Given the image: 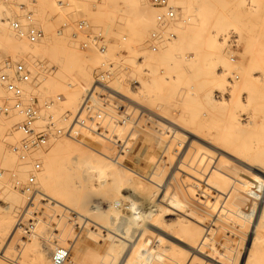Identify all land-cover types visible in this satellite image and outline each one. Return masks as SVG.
I'll return each instance as SVG.
<instances>
[{"label": "rangeland", "instance_id": "rangeland-1", "mask_svg": "<svg viewBox=\"0 0 264 264\" xmlns=\"http://www.w3.org/2000/svg\"><path fill=\"white\" fill-rule=\"evenodd\" d=\"M8 1L0 0V7L3 8L6 5L3 9L18 10L16 12L12 10L13 17L20 15L18 6L26 2L24 5L34 13L35 24L43 29L48 38L50 36L48 33L51 34L52 41L47 38V45H51L47 48L45 45L42 54L33 55L34 57L28 59V66L32 70L33 78L38 81V87L32 92L28 91L27 95L37 99V106L42 117L38 127L52 123L55 130H68V135H56L57 137L52 138L45 148L31 154L32 158L28 155L27 166L12 153L13 149H10V146L6 147L9 142L3 140L1 136L0 142L3 141L1 144L4 150L0 149L2 153L0 156L3 159L0 163L2 173L0 174L3 175L0 177V182L4 180L13 182L18 173L16 169L20 171L22 169L27 173H22V176L19 174L17 181L14 180L15 191L19 192L22 198L26 197L22 199L23 207L17 215L8 213L7 200L0 191V199L3 197L2 201L0 200V254L12 263L27 260L22 257L25 254L29 256L27 264H49L51 255L59 248L70 252L66 264H155V262L156 264H191L190 262L232 264V155H240L239 152H242L239 150L237 153L238 147H232V138L237 139V144L241 141L249 145L250 142L247 131L242 130L241 135L239 134L240 130L233 125L232 116L242 113L240 116L245 119L251 108L248 106L251 102L246 96L255 89L253 94L258 95V90H261L260 93L263 91L264 77L260 74L264 73L263 0H208V2L207 0H185L188 5L182 4V2L185 3L184 0H177V2L170 0V4L177 11V20L174 21L179 19L181 21V16L189 21L183 18L184 21L175 22L178 25L174 27V22L170 21V25L167 24V19L156 18V22H150L151 25H155L153 27L156 30L148 23L147 33L143 30L144 23L141 24L127 13H125L127 16L123 15L124 12L110 6L108 0H63L65 4L61 8L58 5L59 0ZM145 1L142 0L144 6L148 5L145 8L149 11L164 12L153 8L148 0ZM254 1L257 6L260 5V8L252 7ZM209 2L210 7L206 4ZM7 3L15 4L10 7ZM38 3H42L40 7ZM17 4L20 5L17 6ZM211 8L212 10H209ZM189 10L192 12H188ZM116 11L120 13L116 14ZM189 13H192L193 17ZM204 14L205 18H203ZM80 20L85 21L87 26L80 33L79 38L74 40L71 35L76 31V22ZM160 23H165V27ZM64 24L68 25V28L65 29L63 36H59L56 32ZM187 27H189L188 31ZM107 32L109 37L106 36ZM158 32H163L165 37L174 34L176 38L159 45L154 44L151 41V34ZM182 32L184 38H182ZM54 36V39L58 36L68 38L75 44V53L84 63L86 74L88 73L87 79L78 76V68H76L78 72L76 73L73 69L72 71H75L73 73L71 69L60 65L58 58H55L56 53L52 52H56L52 47ZM124 37L127 39L125 42ZM101 41L105 42H102L104 46ZM83 43H88L89 49H82ZM20 45L26 51L31 48L25 46V42ZM187 46L189 49H185ZM7 55L0 47V63L10 58ZM110 64L116 66L113 76L104 83H97V74L100 69L107 68ZM253 69L259 72L254 70L255 72L251 73L253 78H250L252 81L259 79L258 82L255 80L257 83L254 81L252 83L251 80L248 82L243 76L244 73L252 72ZM69 73H71L70 76ZM60 75L64 77L60 79ZM70 79L84 83L87 80L88 84H83V88L75 91L76 87H67L69 83H73ZM234 83L240 92L236 91L237 86L234 90ZM1 90L5 92L2 87ZM71 90L77 93L79 90L82 91L79 92L80 97L75 98L76 101ZM250 90L252 91L248 93ZM75 92L74 94L79 96ZM211 92L212 98H209L208 94ZM232 93L235 98L231 100ZM68 94L73 95L74 103L72 99H66ZM9 98L10 96L6 93L4 96L0 94V103L9 102ZM261 101L259 100L258 103ZM51 102L53 106L48 108L46 105ZM66 102H72L69 104L72 107L67 106ZM234 111L236 115L232 113ZM1 120H4V123L7 120L9 124H14L16 122L12 121L17 120L16 125L19 126L24 118L21 114L13 112L10 115L0 114V122H3ZM75 130L78 134L73 136ZM234 133L242 138L235 137L232 135ZM245 134L248 136L247 139H245L246 136L243 137ZM58 139L64 142L65 147H70L74 156L80 154L78 155L80 158L76 156V164L80 162L78 167L74 165L75 157L68 156V149V152L64 153L67 155L65 158L72 156L69 161L73 159V163L69 161L68 163L73 164L74 170H80L78 174L72 170L71 173L75 172V175L79 177L75 176V179L73 177L71 184L70 178L65 179L70 185L68 187L73 188L80 182L83 185L86 183L83 189L89 186L87 190L85 189L86 191H81L82 189L75 191V187L74 191L67 188L71 191V196H76L70 198L67 195L66 197L69 198L67 201H73L72 204H76L75 201H77L79 208L83 209L82 212L75 210L74 204L72 215L68 210L61 211L57 207L59 199L56 196L57 193L55 194L56 191L51 195V192L46 193V190H43L44 187L38 185V171L33 173L35 183H29L34 169L33 164L39 162L37 154L42 152V154H48L54 141ZM65 139L69 142V146L65 144ZM19 140L23 139L20 138L17 141ZM28 141L29 138L26 137L25 143ZM237 144L235 142V146ZM248 145L244 146L248 148ZM241 148L240 146L239 149ZM5 153L8 155L6 157L12 156L11 163L7 161V158L4 159ZM242 153L245 154L244 149ZM66 159L65 164H68ZM3 162H7L9 168L7 163ZM191 162H195L193 166L190 165ZM2 163L7 167H1ZM29 165L31 169L28 170ZM71 173L65 176H71ZM23 182L28 183V188L32 190V193H28L29 198L24 190L26 183L24 186ZM19 186L22 190L18 188ZM40 186L41 190H39ZM33 190L39 191L33 193ZM173 194L180 202H177V197ZM161 195H166V200L176 203H173L178 207L177 211V207L174 208L173 205L176 209L175 216L161 217L157 212L154 213L155 217L158 216L155 218L157 220L149 224L138 220L132 213L131 215L127 213L129 209L132 210V207H138L142 199L161 203L165 199ZM180 212L185 215L182 216ZM193 214L197 216V219L193 218ZM181 216L185 217V221L181 220L185 226L178 222ZM199 217L200 221H198ZM124 220H127L124 222L126 226L122 225ZM186 220L190 224L186 223ZM63 225L66 226L67 231L64 230ZM182 225L185 228L193 225V229L196 225V230L202 228L199 231L202 237L197 234L200 237L197 238L192 228H186L189 232L185 228L181 229L182 227L179 229ZM188 235L192 236V240H189ZM153 237H161L165 244L176 248L175 252L180 254L186 252L187 257L182 254L180 257L184 258L181 260L176 257V255L179 256L176 253L173 258L170 256L164 258L166 263L163 261L162 263L158 262L152 253L151 260L154 262L150 260L151 263H147L140 259L138 250L144 246H151L149 244ZM177 240L182 241L183 245ZM212 246L217 248V251ZM178 248H182L183 251ZM130 249L135 251V254ZM27 250H30L28 254L25 253ZM200 250H202V256H198ZM205 250L209 253L213 251L210 255L205 253ZM31 251H34L32 253L38 251L39 254L36 252L33 257ZM125 255H131L132 258L129 256L127 259ZM134 257H138L139 260Z\"/></svg>", "mask_w": 264, "mask_h": 264}, {"label": "bare ground", "instance_id": "bare-ground-1", "mask_svg": "<svg viewBox=\"0 0 264 264\" xmlns=\"http://www.w3.org/2000/svg\"><path fill=\"white\" fill-rule=\"evenodd\" d=\"M8 1V0H7ZM15 1V0H14ZM18 1V0H17ZM24 1H26V0H24ZM35 1V0H34ZM41 1V0H40ZM109 1V5L110 6H112V7H114L115 9H117V10H120V12L122 11V13L124 12V14L123 15H126L125 13H127V14H129V15H131L132 17H134L135 19H136V21H138V22H140L141 24L142 23H144V27H143V30L144 31H146V30H149L148 28L146 29V25H148V23H149V26L151 25L150 24V22L151 23H154V22H156V18H160V19H162V18H164V19H166V15L165 14H163V13H161V12H157L156 10H155V12H152V11H154V10H148L147 8H145L146 6H148V5H146V6H144V4H143V2H142V0H108ZM170 1V0H169ZM173 1H175V2H177V0H171V2H173ZM185 1V0H184ZM202 1V0H201ZM204 1H206V0H204ZM213 1V0H212ZM9 2V1H8ZM32 2V1H31ZM36 2H39V0H36ZM43 2V1H42ZM45 2H47L46 0H45ZM144 2H146L145 0H144ZM206 2H208V0L206 1ZM263 2H264V0H263ZM17 3V2H16ZM24 3H26V2H24ZM24 3L23 4H21V5H24ZM50 3V2H49ZM48 3V4H49ZM72 5H73V3L72 2H70ZM148 3V2H147ZM213 3V2H212ZM5 4V3H4ZM7 4H9V3H7ZM15 4V3H14ZM14 4H11V5H14ZM38 4H40V3H38ZM42 4V3H41ZM41 4L38 6V7H40L41 6ZM46 4V3H45ZM65 4V3H64ZM182 4H186V1H185V3H183L182 2ZM206 4H208V6L210 7V2L209 3H206ZM258 4H260V3H258ZM263 5H264V3H262ZM10 5V4H9ZM9 5H7V6H9ZM11 5H10V7H11ZM18 5H20V4H17V6ZM47 5V4H46ZM74 5H76V4H74ZM150 5V4H149ZM186 5H188V3L186 4ZM200 5V4H199ZM212 5V4H211ZM32 6V5H31ZM51 6H53V4L51 5ZM119 6H121V7H119ZM260 5H258L257 6V4H256V2L254 1L253 3H252V7H254V8H258ZM262 6V5H261ZM4 7H6V5L5 6H3V8ZM19 7V6H18ZM17 7V8H18ZM34 7V6H33ZM36 7V6H35ZM46 7V6H45ZM44 7V8H45ZM74 7V6H73ZM213 7V6H212ZM2 8V6L0 7V47L2 48V50L5 52V53H7L8 55H7V57H10L9 59H4V61H2L1 63H0V73L1 72H3V71H5L4 70V68H5V66H6V64L8 63V62H20V61H24L26 64H28V59H30L29 57H34L33 55H38V54H42V49H44L43 47H45V45H47V35H46V37H45V39L46 40H44L41 44H39V45H37V46H34V47H31L30 45H28L27 43H26V41H24V40H22V39H20L11 29H10V27H9V24H8V20L9 19H12V18H14L13 16H12V10H14V9H3ZM16 8V9H17ZM61 8V7H60ZM76 8V7H75ZM150 8V7H149ZM193 8V7H192ZM215 8V7H214ZM260 8V7H259ZM58 9V8H57ZM78 9V8H77ZM111 9H113V8H111ZM36 10V9H35ZM209 10H212V8L211 9H209ZM214 10V9H213ZM16 11H18V10H14L13 12H16ZM160 11H162V10H160ZM192 12V10H189L188 12ZM197 11V10H196ZM215 11V10H214ZM53 12V11H52ZM117 12H118V14L120 13L119 11H116V14H117ZM200 11H198V13H199ZM213 12V11H212ZM264 12V11H263ZM35 13H36V11H35ZM96 13V12H95ZM121 13V14H122ZM228 13V12H227ZM16 14V13H15ZM46 14V13H45ZM190 14V13H189ZM188 14V15H189ZM192 14V13H191ZM190 14V15H191ZM197 16H198V14H197V12L195 13ZM200 14V13H199ZM202 14H203V12H202ZM201 14V15H202ZM54 15V14H53ZM184 15H186V14H184ZM188 15H186V16H188ZM189 15V16H190ZM37 16H38V13H37ZM49 16H50V13H49ZM127 16V15H126ZM192 16V15H191ZM217 16V15H216ZM229 16H231V15H229ZM36 17V16H35ZM52 17V16H51ZM130 17V16H129ZM193 17V16H192ZM199 17H200V15H199ZM224 17V16H223ZM223 17H222V19H223ZM49 18V17H48ZM181 18H182V20L180 21V19H179V21H171V22H174L173 24H174V27H176V25H178V23H175V22H182V21H186V20H188L186 17H183V16H181ZM183 18H185L184 20H183ZM198 18V17H197ZM203 18H205V14H204V16H203ZM202 17H201V19H203ZM209 18V17H208ZM233 18H235V19H238V18H236V17H233ZM130 19H131V21H132V18L130 17ZM193 19H195V18H193ZM49 20V19H48ZM174 20H177V19H174ZM206 20V19H205ZM159 21V20H158ZM189 21V20H188ZM191 22H193V20H190ZM133 22V21H132ZM166 22V21H165ZM170 21H167V24L169 23ZM170 22V23H171ZM140 23L138 24V25H140ZM169 23V24H170ZM194 23V22H193ZM193 23H191V24H193ZM158 24V23H157ZM160 24H162V23H160ZM187 24V23H186ZM171 25V24H170ZM187 25H189V24H187ZM153 26H155V25H151V27L153 28V29H155ZM161 26V25H160ZM190 26H193V25H190ZM189 26V27H190ZM171 27H173V26H171ZM189 27H187V31H188V28ZM52 29L54 28V27H51ZM145 28V29H144ZM152 28H150V29H152ZM157 28V27H156ZM168 28V27H167ZM48 30L50 31V29L48 28ZM156 30V29H155ZM180 30H182V29H180ZM186 30V29H185ZM184 30V31H185ZM55 31V30H54ZM187 31H185V32H187ZM148 31H146V33H147ZM57 33V32H56ZM100 33H103V32H101L100 31ZM106 33V32H105ZM104 34V33H103ZM175 34H178V33H175ZM187 34V33H186ZM50 35V36H49ZM106 35V34H105ZM181 35V34H180ZM188 35V34H187ZM48 36H49V38L51 37V34H49L48 33ZM103 36V35H102ZM106 36H108V32H107V35ZM103 37H105V36H103ZM109 37V36H108ZM107 37V38H108ZM181 37V36H180ZM186 37V36H185ZM48 38V39H49ZM55 38V36L53 37V44H52V47H53V49L54 50H56V52L55 51H52V52H54V53H56V57L55 58H58V62L60 63V65L63 67L64 66V68H68V69H71V71L73 70V69H75V71H76V73L79 71V74H78V76H81L83 79L84 78H88V73L86 74V71H85V66H84V63L78 58L79 56H78V54H76L75 53V49H74V43L71 41V40H69L68 38H59V36H58V38L56 37V39H54ZM124 38H126V37H124ZM123 38V39H124ZM182 38H184V34H183V32H182ZM52 38H50V40H51ZM225 39V38H224ZM227 39V38H226ZM127 40V39H126ZM178 40V39H177ZM188 40V39H187ZM49 41V40H48ZM52 41V40H51ZM71 41V42H70ZM182 41V40H181ZM224 41V40H223ZM24 42L26 43V45L25 46H30L31 48L30 49H28L27 51L24 49V48H22L21 47V45L20 44H24ZM107 42V41H106ZM188 42V41H187ZM225 42V41H224ZM49 43V42H48ZM102 43V42H101ZM103 43H105V42H103ZM102 43V44H103ZM181 43H183V41L181 42ZM188 43H190V42H188ZM223 43V42H222ZM48 45H51V44H48ZM48 45L46 46V48L48 47ZM189 45V44H188ZM103 46H104V44H103ZM49 48H51V47H49ZM221 48H223V47H221ZM185 49H189L188 48V46L185 48ZM222 50V49H221ZM220 50V51H221ZM246 50V49H245ZM49 51V50H48ZM247 51V50H246ZM81 53V52H80ZM24 57V58H23ZM26 57V58H25ZM37 60V59H36ZM35 61V60H34ZM36 62V61H35ZM38 63V62H37ZM61 67V68H62ZM40 68V67H39ZM59 68V67H58ZM63 68V69H64ZM76 68H78L79 70L77 71L76 70ZM60 69V68H59ZM255 69H253L252 70V72H247V73H244L243 74V76H244V79L245 80H247L248 82H250V80H251V82L252 83H254V82H256L255 80H257V78L256 79H253V81H252V79L250 78V77H252L253 78V76H252V74L251 73H253V72H255V71H257V70H255ZM258 70H260V69H258ZM66 71H68V70H66ZM75 71H72L73 73L75 72ZM42 72V71H41ZM257 72H259V71H257ZM260 72H263L262 70H260ZM36 73H38V72H36ZM63 74H65V75H67L66 74V72L64 73L63 72ZM70 74L71 73H69V76H70ZM260 74H262L263 75V77H264V73H260ZM259 75V74H258ZM261 75V76H262ZM260 76V75H259ZM260 76V77H261ZM60 77V79H62V77H64L63 75H60L59 76ZM41 78V77H40ZM71 78H73V77H71ZM85 79V80H86ZM44 80V79H43ZM259 80V79H258ZM258 80H257V82H258ZM51 81V80H50ZM70 81L72 82L73 81V83H69L68 84V86L67 87H69V88H75V91H77V89H81V87L83 88V84H85V83H87L88 84V81L86 82L85 81V83L83 82V81H80V80H78V81H75V80H72V79H70ZM241 81V80H240ZM260 81V80H259ZM233 82H234V79H233ZM256 82V83H257ZM50 83H53V82H50ZM241 83V82H240ZM239 84V83H238ZM240 85V84H239ZM65 86V85H64ZM87 86V85H86ZM233 86V85H232ZM236 83H234V90H236L235 88H236ZM68 88V89H69ZM3 89V88H2ZM29 89V90H28ZM4 90V89H3ZM233 90V91H234ZM256 90V89H255ZM254 90V91H255ZM258 90V89H257ZM27 93H28V91L29 92H32V91H34V89H32L31 87H29V86H27L26 87V90H25ZM71 91H73L72 93H73V95H75V97H74V101H76L75 100V98H77V97H80V93L79 92H82L81 90H79V92L77 93V92H75L74 90H71ZM70 91V92H71ZM218 91V90H217ZM221 91V90H220ZM236 91H239L240 92V90H239V88H238V86H237V90ZM252 90H250V91H248V93H250ZM253 91V92H254ZM259 91V92H258ZM257 92H258V95L259 94H261L260 96H261V98H260V96H258L256 93H254L253 94V92H251L248 96H246L248 99H249V101L252 103H249L248 104V106H250L249 108H250V111H249V113L247 114V116H246V118L244 119H242L241 118V116H240V114H242V113H238L239 115H236L237 113H235V111H236V109H235V111L234 112H232V113H235L234 115H236V116H232V122H233V125L236 127V129L237 130H240V133H239V131H238V133L241 135V133H242V130H244V131H247V134H249L250 135V137L248 138V136H247V134H245V135H243V137H245V139H249L250 140V142H249V145L248 144H245V143H242L239 139V141L240 142H238V143H240V144H237V139L236 138H232V147H238V151H237V153L239 152V150L240 151H242L243 152V149H244V151H245V154L244 153H240L239 152V154L240 155H232V264H264V87H263V91H262V93H260L261 92V90H258ZM53 93H54V91H52ZM59 92V91H58ZM66 92V91H65ZM74 92L75 93H77V94H79V96L77 95L76 96V94H74ZM231 92H232V89H231ZM246 92V91H245ZM5 93L6 92H4V91H2L1 90V87H0V94H2L3 96L5 95ZM69 93V92H68ZM71 93V94H72ZM219 93V92H218ZM225 93V92H224ZM235 93V92H234ZM7 94V93H6ZM55 94H57V93H55ZM64 94V93H63ZM242 94V93H241ZM246 94H247V92H246ZM8 95V94H7ZM72 95V96H73ZM209 96V98L211 97L212 98V92H211V94H208ZM72 96H69V94H68V97L66 98V99H72ZM82 96V95H81ZM85 97H86V95H84ZM88 96V98H89V95H87ZM205 96H207V95H205ZM66 97V96H65ZM84 97V98H85ZM228 97V96H227ZM87 98V97H86ZM226 98V97H225ZM233 98H235V95L232 93V98H230L231 100L233 99ZM260 98V99H259ZM59 99H61V98H59ZM64 99V97L62 96V100ZM78 99V98H77ZM238 99H240L239 97H238ZM238 99H237V101H238ZM244 99H245V97H244ZM247 99V100H248ZM209 100V99H208ZM229 100V99H228ZM259 100H262L260 103H258L259 102ZM61 101V100H60ZM71 101H73V99L71 100ZM74 101H73V103H74ZM213 101H214V99H213ZM225 101V100H224ZM62 102V101H61ZM210 102H212V100L210 101ZM226 102V101H225ZM230 102V101H229ZM239 102H240V100H239ZM238 102V103H239ZM70 103H72V102H69V103H67L66 102V104H67V106L70 104ZM219 103V102H218ZM221 103V102H220ZM224 103V102H223ZM237 103V102H236ZM65 104V105H66ZM211 104V103H210ZM216 104V103H215ZM242 104V103H241ZM251 104V105H250ZM70 107H72V105H69ZM85 106H88V105H85ZM89 107V106H88ZM86 108L87 110H89V108ZM243 107V106H242ZM91 108V107H90ZM247 110H249L247 107H245ZM244 108V109H245ZM240 109H241V107H240ZM243 109V110H244ZM91 111H92V109H90ZM238 110V109H237ZM75 111V110H74ZM74 111H72L73 113H74ZM243 112H245V111H243ZM77 114V113H76ZM83 115H84V113H82ZM75 115V114H74ZM86 115V114H85ZM84 115V116H85ZM15 116V115H14ZM17 116V115H16ZM17 117H19V116H17ZM12 119V118H11ZM15 119H16V117H15ZM14 119V120H15ZM42 119V118H41ZM78 119V118H77ZM80 120V119H79ZM1 121H3V122H0V139L2 140V138H3V140H8V142L7 141H5L6 143H8L7 144V146L6 147H8V146H10L11 148L10 149H13L14 147H17L20 143L21 144H23V143H25V138H26V136L19 130V128H18V126L16 125V123L18 122L17 120L16 121H12L13 123L14 122H16V123H14V124H9L8 122H7V120H5L6 122L4 123V120H1ZM65 123H67L66 121H64ZM76 123H77V121H76ZM71 124V123H70ZM75 124V123H74ZM82 124H84V123H82ZM76 125V124H75ZM77 126V125H76ZM74 127V126H73ZM166 128V127H165ZM72 130H74V128L72 129ZM76 131V130H75ZM72 133V132H71ZM74 133V134H73ZM72 134H73V136L75 135V134H78L77 133V131L76 132H73ZM237 133V132H236ZM71 134V135H72ZM238 134V135H239ZM232 135H235V133L234 134H232ZM238 135H235V137H238ZM1 136H2V138H1ZM57 137V136H56ZM23 139V140H19V141H17L18 139ZM238 138H242V136L241 137H238ZM17 139V140H16ZM236 140L235 142H236V144L238 145H236L235 146V142L233 141V140ZM62 140V139H61ZM67 139H65V144H68V146H69V142H67L66 141ZM243 140V139H242ZM63 141H64V139H63ZM244 141V140H243ZM3 142V141H2ZM2 142H0V149L2 148ZM23 142V143H22ZM51 142V141H50ZM53 142V141H52ZM245 142V141H244ZM64 142H61L59 139L58 140H56V142L54 141V144L51 146L52 147V149H50V151H49V153L48 154H42V153H36L37 154V157H38V160H39V162H38V164H39V166H40V169L38 170V178H39V183H38V185H41V186H43L42 188H43V190H46V193H50L51 195H52V193L53 192H55V194H56V196H57V198L59 199V201H57V207L61 210V211H66V210H68L69 212H71V215H72V210H73V208H74V204H72L73 203V201L71 202V201H67V199L69 200V198H67L66 196L67 195H69L68 197H70V198H74V197H76V196H71V191H69L68 189H71L72 191H74V189H75V191H76V189L77 190H79L80 191V189H82L81 191H83V190H87V188L89 187L88 185V187L86 188V187H84L85 189H83V186H86L85 184L86 183H84V185L82 184V182H80L79 183V185L77 184L76 186H73V188H69L68 186H70V185H68L67 183H68V180L66 181L65 179L66 178H70V184H71V179H73V177H74V179H75V176H76V178H78L79 176H77V175H75L76 173L78 174L79 172L78 171H80L79 169L77 170V169H75L74 170V168H73V164L72 165H70L69 163H68V161H69V159L73 156V158H74V160L72 159L71 161H69L70 163H73L72 161H74V165L76 164V159H77V157H79L80 156V154H75L76 156H74L73 155V152L71 153V149H70V147H65V145L63 144ZM242 144H244L245 146L246 145H248V148L247 147H245L244 145L242 146ZM5 145V144H4ZM19 146H21V145H19ZM240 146L243 148H241V149H239L240 148ZM72 148H73V146H71ZM9 148V147H8ZM66 148V149H65ZM248 150H247V149ZM3 149V148H2ZM1 149V150H2ZM67 149H68V151H69V153H68V156L69 155H72V156H70V158L69 157H66L65 158V156H67L66 154H64L65 153V151L66 152H68L67 151ZM4 150V149H3ZM9 149H7V151H8ZM71 150V151H70ZM247 150V151H246ZM40 151V150H39ZM39 151H37V152H39ZM73 151L75 152V153H77L74 149H73ZM10 151H8V153H9ZM4 153V152H3ZM7 153V152H6ZM5 153V154H6ZM0 154L2 155V153L0 152ZM4 154V155H5ZM3 155V156H4ZM79 155V156H78ZM2 156V157H3ZM6 156H8L7 154L4 156V159H8L7 161H10V157H12V156H9V157H6ZM35 156V155H34ZM33 156L31 155V158H32ZM36 157V156H35ZM34 157V158H35ZM36 157V158H37ZM80 158V157H79ZM78 158V159H79ZM65 159H66V161H67V163L68 164H65ZM82 159V158H81ZM80 159V160H81ZM1 160L3 161V159H1V156H0V163H1ZM12 160V159H11ZM194 160V159H193ZM6 161V160H5ZM35 161V160H34ZM34 161H32V162H34ZM37 161V160H36ZM79 161V160H78ZM196 161V160H195ZM30 162V161H29ZM201 162V161H200ZM4 164H6L7 162H3ZM2 163V164H3ZM10 163H11V161H10ZM31 163V162H30ZM78 163V162H77ZM193 163H195V162H191L190 163V165L192 164V166H193ZM202 163V162H201ZM1 164V167L2 166H4V167H7L8 166V163H7V166L6 165H2ZM34 164H35V162H34ZM34 164H33V166H34ZM79 165H80V162L78 163ZM78 164H76L78 167H79V165ZM27 166V165H26ZM30 166V167H29ZM28 167H27V169L29 170V169H31V165H29ZM72 166V167H71ZM3 167V168H4ZM2 168V169H3ZM8 168H9V166H8ZM34 168V167H33ZM15 170V169H14ZM13 170V171H14ZM27 170V171H28ZM72 170L73 171H75V172H73V173H71L72 172ZM23 171V172H22ZM16 172H18L16 175H15V179L14 180H16V179H18V176H22V173H27L26 171L24 172V170H22L21 169V171H20V169H16ZM40 173V174H39ZM65 173V174H64ZM69 173H71V176H68V177H66L65 175H68ZM20 174V175H19ZM65 177H64V176ZM70 175V174H69ZM0 177H3V175H1L0 174ZM37 178V179H38ZM2 179V178H1ZM14 180H13V182L11 181V182H8L7 180L5 181H3L2 183L0 182V191H1V193H2V196L4 197V199L5 200H7V202H6V204H7V206H6V209L9 211L8 213L10 214V215H17L19 212H21L20 211V209L23 207V203H24V199L26 198H22L23 196L19 193V192H17V191H15V182H14ZM1 181V180H0ZM17 181V180H16ZM208 181V180H207ZM24 183V182H23ZM26 183V182H25ZM25 183H24V186H25ZM76 183V182H75ZM78 183V182H77ZM28 183H26V187H24V190L26 191V194H28V193H32V190H30L28 187V185H27ZM212 184V183H211ZM215 184V183H214ZM213 184V185H214ZM93 185V184H92ZM212 185V186H213ZM21 186V185H20ZM20 186L18 187L20 190H22L21 188H22V186H21V188H20ZM41 186L39 187L40 189L39 190H41ZM91 187V186H90ZM38 188V187H37ZM46 188V189H45ZM68 188V189H67ZM39 190H36V191H34L33 190V193L35 192V193H38V191ZM85 190V191H86ZM79 191H78V193H79ZM22 192V191H21ZM76 193V192H75ZM75 193H73V194H75ZM22 194H24V193H22ZM54 194V195H55ZM165 194V193H164ZM31 195V194H30ZM78 195V194H77ZM166 195H167V193H166ZM165 195V196H166ZM174 196H176L175 194H173ZM27 196V198H29L28 196H29V194L28 195H26ZM65 196V197H64ZM162 196V195H161ZM161 196H159V197H161ZM164 196V195H163ZM162 196V197H163ZM164 196V197H165ZM2 197V198H3ZM64 197V198H63ZM158 197V196H157ZM156 197V198H157ZM161 197V198H162ZM177 197V196H176ZM1 198V199H2ZM37 197H35V199H36ZM66 198V199H65ZM173 198V197H172ZM0 199V200H1ZM23 199V200H22ZM148 199V198H147ZM162 199H164V198H162ZM174 199V198H173ZM176 199V198H175ZM4 200V201H5ZM28 200V199H27ZM74 200V199H73ZM159 200V199H158ZM177 200H178V197H177ZM2 201V200H1ZM75 201V200H74ZM143 203L144 202H146V203H144V204H140V203H142V202H140L139 203V205H138V207H135V208H133L132 207V210L130 211V209H129V212L127 211V213L129 214V215H131V213L135 216V218H137L138 220H141V221H143V222H146V223H154V221H156L157 219H155L156 217H158L159 215L161 216V217H169L170 215H174L175 213H174V210H176V209H174V208H176L177 206H175V202H171L170 200L168 201V200H166V197H165V199L164 200H162L161 201V203H159V202H154V203H152V202H150V201H144V199H142L141 200ZM151 201H154V200H151ZM69 202V203H68ZM76 202V208H74L75 210L77 209V210H81V208H79V203L77 202V201H75ZM177 202H180V200H178ZM227 202H229V201H227ZM226 202V203H227ZM173 203H175V204H173ZM173 205H174V208H173ZM179 206H180V204H178ZM225 205H227V204H225ZM72 206H73V208H72ZM134 206V205H133ZM183 206V205H182ZM227 207H230V206H227ZM30 208V207H29ZM131 208V207H130ZM182 208V207H181ZM218 208H219V206H218ZM215 210H216V208H214ZM213 209V210H214ZM230 209H228V211H229ZM83 211V209L81 210V211H79V212H82ZM177 211H178V207H177ZM179 211H181L180 210V208H179ZM158 212V213H157ZM215 212V211H214ZM213 212V213H214ZM29 213V212H28ZM43 213V212H42ZM154 213L156 214H158V216H156L155 217V215H154ZM181 213V215H182V212H180ZM176 214H179L178 212H176ZM192 214V213H191ZM132 215V216H133ZM183 215H185V214H183ZM182 215V216H183ZM27 216V215H26ZM175 216V215H174ZM179 216V215H178ZM181 216V218H180V220L178 219V222H180V223H182L181 222V220H183V221H185V217H182ZM193 216H194V214H193ZM180 217V216H179ZM191 217V216H190ZM197 216H194L193 218H196ZM184 218V219H183ZM31 219V218H30ZM197 219V218H196ZM159 220V219H158ZM160 220H162V221H165V219L163 220V219H161L160 218ZM201 219H200V217H199V219H198V221H200ZM127 220H124L123 221V224L122 225H125L126 223H124V222H126ZM206 221V220H205ZM160 222V221H159ZM71 223V222H70ZM161 223V222H160ZM159 223V224H160ZM179 223V225H181ZM185 223V222H184ZM186 223H188V224H190L189 223V221L187 222V220H186ZM206 223H208V222H206ZM209 223H210V221H209ZM183 224V223H182ZM67 225V224H66ZM164 225V224H163ZM184 226H185V224H183ZM179 226V229H180V227H182L181 229H183V228H185L184 226ZM64 226V225H63ZM126 226V225H125ZM165 226H167V225H165ZM187 226V225H186ZM189 226V225H188ZM187 226V227H188ZM195 227H194V229H193V225L191 226L190 225V228L189 229H191L192 228V230H193V233L195 234V232H196V235L197 234H199L200 235V237H202V234L201 233H199V231L202 229H200V230H196V225H194ZM65 227L66 226H64V230H66L65 229ZM186 227V228H187ZM215 227V226H214ZM21 228V227H20ZM60 228V227H59ZM123 228H125V227H123ZM185 228V229H186ZM189 229L187 230L186 229V231H188L189 232ZM213 229H215V228H213ZM17 230H19V228L17 229ZM16 230V231H17ZM22 230V229H21ZM195 230V231H194ZM67 231V230H66ZM18 232V231H17ZM157 232V231H156ZM187 232V233H188ZM61 233V232H60ZM192 233V232H191ZM210 233H212V232H210ZM194 234H193V237H194ZM192 235V234H191ZM195 235V237H197V238H200L199 237V235H197L196 236ZM211 235V234H210ZM64 236V235H63ZM185 235H183V237H184ZM189 237H190V235H188ZM209 236V235H208ZM212 236V235H211ZM186 237V236H185ZM192 237V236H191ZM191 237H190V239L189 240H192L191 239ZM161 238V237H160ZM160 238H156V237H153L151 240H150V244L149 245H151V246H149V247H146V246H144V247H142V248H140L139 247V245H138V247L140 248L138 251H139V253H140V255H138L137 253V255L138 256H140L141 258L140 259H143V260H145V261H147V263H151V261L152 262H154V260H151V259H153V258H151V256H152V253H154V256L156 257V260L158 261V262H165L166 263V258L168 257V256H170L171 258H173V256H174V254H176V253H178L177 251L175 252V250H176V248L175 247H173V245H167V244H165L164 242H163V240L162 239H160ZM210 238V237H209ZM64 239V238H63ZM70 239V238H69ZM145 239V238H144ZM186 239H187V237H186ZM206 239V238H205ZM188 240V239H187ZM194 240V239H193ZM214 240H216V238L214 239ZM141 241V240H140ZM139 241V242H140ZM178 241H180V240H177V242ZM184 241H186L185 240V238H184ZM196 241V240H195ZM203 241H205V240H203ZM203 241H201V243L203 244ZM182 241H180V243H181ZM115 243V242H114ZM141 243V242H140ZM152 243V244H151ZM179 243V242H178ZM201 243H199L200 245H201ZM118 244V243H117ZM116 244V245H117ZM182 244V243H181ZM198 244V243H197ZM210 244V243H209ZM142 245V244H141ZM183 245V244H182ZM188 245V244H187ZM194 245V244H193ZM33 246V245H32ZM35 246V245H34ZM36 246H38V245H36ZM119 246V245H118ZM195 246V245H194ZM211 245H209V247H210ZM113 247H115V246H113ZM209 247H208V249H209ZM214 246H212V248H213ZM217 247V246H216ZM38 249V248H37ZM36 249V250H37ZM179 250H182V248H178ZM177 249V250H178ZM214 249L217 251V248H215L214 247ZM213 249V250H214ZM221 250H222V248H220ZM32 250V249H31ZM33 250H35V249H33ZM116 250H118L119 251V249H116ZM136 250V251H137ZM207 250V249H206ZM205 250V253H207V254H212V251L213 250H211L210 251V253L208 252V251H206ZM224 250V249H223ZM28 251H30V250H27L25 253L26 254H28ZM121 251V250H120ZM130 251L133 253V254H135V251L133 252V250H131L130 249ZM137 251V252H138ZM183 251V250H182ZM32 252H34V251H31L30 253H31V255L33 256L36 252L38 253V251H35V253H32ZM124 252H125V250H124ZM201 252H202V250H200L199 252H198V256H202V254H201ZM30 253H29V255H30ZM126 253V252H125ZM182 253V252H181ZM186 253V252H185ZM184 252L182 253L183 254V256L184 257H187L186 256V254H185ZM39 254V253H38ZM122 255H123V253H121ZM179 254V256H177L176 255V257H179V258H181V260L184 258H182V257H180V255L182 256V254H180V253H178ZM210 254V255H211ZM224 254V253H223ZM132 255V254H131ZM131 255H125V256H127V259H128V257L130 256V258H132L131 257ZM136 256V255H135ZM197 256V257H198ZM22 257H23V259L25 258V259H29V256H27V255H25V254H23L22 255ZM34 257V256H33ZM36 257V256H35ZM175 257V256H174ZM123 258H124V256H123ZM134 258H136V259H138V257H134ZM165 258V259H164ZM178 258V259H179ZM186 259V258H185ZM198 259V258H197ZM27 260H22V262H10L11 260H8L6 257H4V255H2V254H0V264H27L29 261H27ZM139 260V259H138ZM142 260V261H143ZM148 260H149V262H148ZM151 260V261H150ZM165 260V261H164ZM180 260V261H181ZM189 260V259H188ZM129 261V260H128ZM168 261V260H167ZM144 262V261H143ZM162 262V263H163ZM223 262V261H222ZM191 264H193L192 262H190ZM151 264H154V263H151ZM155 264H156V262H155ZM167 264V263H166ZM211 264H217L216 262H211Z\"/></svg>", "mask_w": 264, "mask_h": 264}, {"label": "built area", "instance_id": "built-area-1", "mask_svg": "<svg viewBox=\"0 0 264 264\" xmlns=\"http://www.w3.org/2000/svg\"><path fill=\"white\" fill-rule=\"evenodd\" d=\"M149 4L156 9L164 11L167 21H174L176 19V8L172 6L169 0H148ZM60 7L64 6L63 0L58 1ZM20 15L15 16L8 20L10 29L22 40L26 41L31 47L41 44L45 40V32L42 28L35 24L34 13L29 10L26 5L19 6ZM165 27V23H162ZM87 23L83 20L77 21L75 24L76 31L71 37L76 40L79 38L80 33L86 28ZM68 25L64 24L58 31L59 36L64 35L65 29ZM174 34L165 37L163 32L152 33L151 41L154 44H162L167 41L175 39ZM126 41V38L123 39ZM103 42V41H101ZM82 49H89L88 43L82 44ZM116 66L110 64L107 68L100 69L97 74L96 82L101 84L106 80H109L114 72ZM5 71L0 73V87L10 96L9 102L0 103V114L10 115L13 112L21 114L24 120L19 124V130L29 138V141L24 145L14 147L12 153L15 154L18 159L28 165V155L35 153L37 150L45 148L49 141L56 137V135H68V130H55V126L52 123L44 127H38V122L41 120L40 109L37 106V99L33 96H28L26 87L29 86L32 89L38 87L37 79L33 78L32 70L28 64L24 61L20 62H8L4 68ZM48 108L53 106V103L46 105ZM26 162V163H25ZM40 166L38 162L34 164L32 175H30L29 183H35L34 172L38 171ZM1 173V172H0ZM2 174V173H1ZM69 250L59 248L51 255L49 264H66L69 258Z\"/></svg>", "mask_w": 264, "mask_h": 264}]
</instances>
